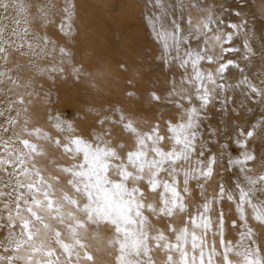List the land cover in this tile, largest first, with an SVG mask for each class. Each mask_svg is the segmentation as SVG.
Here are the masks:
<instances>
[{"label":"snow or ice","instance_id":"1","mask_svg":"<svg viewBox=\"0 0 264 264\" xmlns=\"http://www.w3.org/2000/svg\"><path fill=\"white\" fill-rule=\"evenodd\" d=\"M235 3L231 11L239 19L226 24L202 0H144L145 19L163 46L157 59L163 65L178 62L185 73L178 83L170 81L164 97L180 117L176 123L165 121L163 134L158 122L142 130L134 117L111 106V115L97 113L88 137L58 112L49 113L47 120L59 133L54 137L40 126L29 127V106L43 87L37 77L54 82L72 53L59 46V64H43L54 59L57 43L33 24L46 28L59 16V33L71 37L76 0H60L59 6L54 0H0V264H95L89 232L102 225L112 232L113 264H157V252L163 264H264L251 223L264 227V172L250 175L248 166L258 159L249 142L257 129L264 133V118L248 129L238 127L234 143L241 151L227 160L228 169H238V181L218 183L211 193L219 165L210 147L216 130L209 128L208 140L201 131L212 104L239 115L230 107L229 89L264 104V70L249 74L256 59L264 66V31L257 50L256 33L242 10L248 0ZM192 10L203 14L196 23ZM241 36L236 47L234 40ZM183 45L189 47L181 54ZM205 61L213 70L203 69ZM233 70L234 83L218 82ZM72 71L77 80L85 74L75 65ZM149 96L161 102L155 91ZM44 144L67 161H49L55 174L38 163L48 155ZM259 159L264 166V156ZM141 185L157 199L149 201ZM225 202L233 206L235 219L229 221ZM229 228L236 230L235 240L227 238Z\"/></svg>","mask_w":264,"mask_h":264},{"label":"bare ground","instance_id":"2","mask_svg":"<svg viewBox=\"0 0 264 264\" xmlns=\"http://www.w3.org/2000/svg\"><path fill=\"white\" fill-rule=\"evenodd\" d=\"M31 2L35 4L37 0ZM54 2L59 6L60 0ZM173 2L175 3L176 0ZM202 2L204 6L214 7L216 14L222 16L226 24L237 22L239 19L231 11L236 8L235 0H202ZM76 6L71 37L59 33L57 27L60 22L59 16L46 28H41L38 22L33 24V28L42 34L46 32L57 43L54 59L45 60L43 64H59V46L66 47L72 53V58L64 64L63 75H57L54 82L46 75L37 77L43 87L38 89L40 95L33 98L29 106L28 114L31 117L29 127L40 126L54 137L59 135L47 120L49 113L58 112L63 119L74 124L78 134L88 137L98 119L97 113L111 115L108 109L116 106L123 109L125 115L134 117L138 122L137 127L142 130L147 131L158 122L163 134L166 130L165 121L171 120L176 123L180 117V110L168 104L164 97L170 90V81L175 79L178 83L185 73L184 69L176 66L178 62L163 65L157 59L163 51V46L145 19L144 14L148 9L144 7V0H76ZM221 9L228 11L222 12ZM242 10L249 20L250 27L256 33L254 46L259 50L260 33L264 31V0H248L247 6ZM32 11L35 12V9L33 8ZM202 15L192 10L193 23H196ZM242 39L241 36L234 40L236 47H241ZM190 46L195 50L196 42L192 41ZM200 46L202 47L203 44ZM187 47L189 45L181 47V54ZM170 52L175 55L174 49ZM234 56L236 54H230V58ZM73 65L84 69L85 74L79 80L72 71ZM120 65L125 67L121 68ZM202 67L206 71H211L215 66L208 65L205 61L202 62ZM261 70H264V66L260 64L259 59H256L249 74L255 75ZM189 71H191L190 66ZM42 78L45 79L43 83ZM236 78L233 70L225 75L224 81L218 82L234 83ZM153 91L161 96V102L151 101L149 93ZM45 93L49 95L46 97ZM127 93L133 95L129 96ZM228 94L234 97L230 107L236 109L238 116H233L231 111L222 112L219 104L216 103L209 106L207 117L202 118L201 131L205 140L209 139V128L216 130V135L211 137L210 147L211 151L217 154L219 165L210 181V193L218 183L228 186L238 181V169H228L227 166L228 158H238L241 151L234 143L238 127L248 129L264 118V104L259 100L254 103L245 99L239 89H229ZM183 103L185 108L189 107L187 101ZM198 104L199 101L194 99L193 106ZM66 108L70 111L67 112ZM127 143L131 144V140H127ZM249 143L258 154V159L248 165L253 168L250 175L255 176L264 172V166L259 159L264 156V133L257 129L256 136ZM223 145L227 147H222ZM164 146L167 148L168 143L166 142ZM43 147L48 155L38 158L39 164L53 168L54 172L50 160H55L57 163L67 162L52 145L44 144ZM221 152H223L222 157L219 155ZM141 187L145 188L149 201L157 199L156 194L147 192L146 186L141 185ZM198 202L197 199L193 203ZM224 208L226 211L231 210L229 221L236 218L233 206L225 202ZM251 223L259 234L260 247L264 251V227L259 226L255 221ZM93 232L95 239H91ZM89 236L92 245L90 251L95 258V264H113V256L109 255L113 250L108 245L112 236L111 229L102 225L91 229ZM227 238L235 240L236 230L229 228ZM154 256L157 264H163L164 257L161 253L157 252Z\"/></svg>","mask_w":264,"mask_h":264},{"label":"rangeland","instance_id":"3","mask_svg":"<svg viewBox=\"0 0 264 264\" xmlns=\"http://www.w3.org/2000/svg\"><path fill=\"white\" fill-rule=\"evenodd\" d=\"M44 80H45V79L42 78L41 82L43 83ZM68 110L70 111L69 108H66V111H67V112H69ZM39 122H40V121H39ZM40 164H41V163H40ZM41 166L47 168L49 171H52V170H53V168H51V167H49V166H46V165H43V164H41ZM46 174H47V173H46Z\"/></svg>","mask_w":264,"mask_h":264}]
</instances>
